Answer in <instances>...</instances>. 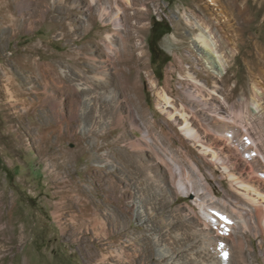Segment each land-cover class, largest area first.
Wrapping results in <instances>:
<instances>
[{
  "label": "rangeland",
  "instance_id": "obj_1",
  "mask_svg": "<svg viewBox=\"0 0 264 264\" xmlns=\"http://www.w3.org/2000/svg\"><path fill=\"white\" fill-rule=\"evenodd\" d=\"M5 1H10V6L14 3V0ZM5 1L0 3V26H4L0 32V63L16 51L40 58L44 65L36 66L35 73L29 74L34 76L30 80L24 77L21 67L12 69L15 60L7 63L6 67L25 88L24 103L14 105L4 86L3 73H0V257H5L1 264H103L100 262L102 255L106 257L104 264H171L167 256H158L153 247L154 237L159 238L161 247L175 252L174 262H180L179 243L184 240L178 207L190 204L192 195L179 193L168 199L158 176L152 175L149 154L162 157L168 163L163 144L177 154L178 148L184 150L181 140L190 143L177 127L174 129L168 124L148 76L157 79L159 87L175 90L182 87L186 69H189L192 74L198 71L197 76L211 84L210 76L193 67L188 41L191 31L184 18L193 17L194 20L200 16L205 23H211L214 5H209L207 0H129L130 5L120 3L124 7L123 22L118 32L113 33L111 24L102 27L95 6L96 2L107 4L108 0H96L90 7V0H33L28 8L14 16L13 23L2 17L6 9L1 7ZM233 5L230 16L236 26L233 43L239 45L240 53L228 58L230 67L223 71L227 79L222 82V87L228 102L238 105L240 98L250 99L253 79L260 78L259 74L264 72V0H234ZM239 8H246L244 18L240 16ZM90 15L94 21L89 20ZM154 19L167 21L170 25L167 32L157 37L159 59L156 63L149 49ZM106 31L117 49L123 48L121 38L127 39L129 50L137 53L139 48L142 49L147 64L139 70L138 89L131 92L134 100L140 101L143 118L133 107L136 121L128 119L122 101L126 93L118 85L117 76L113 75V84L117 85L120 94L121 123L106 118L111 124H104L101 132L104 120H98L94 110L89 111L91 106L81 107L87 116L80 113L78 120L71 118L73 105L68 87L61 84L62 90L57 89L45 76L48 73L55 75L56 71H59V77L66 73L73 75L80 68L92 71L86 47L92 46L97 58L105 59ZM157 34L158 30L155 36ZM174 35L176 47L172 53L166 47V39H173ZM57 54L61 57L54 60L56 71L45 69V64ZM178 55L182 56L181 65L176 61ZM115 63L117 65L116 60ZM170 66L175 68L173 74L169 72ZM44 81H47L48 92L64 93L63 105L43 104L37 100L30 107L35 93L28 87L34 86L39 96L44 93ZM13 86L9 87L16 99L19 95H15ZM100 102L95 105L110 113L111 106ZM261 103L264 106V94ZM58 119L61 122H57ZM47 122L51 126L46 129ZM253 123L257 126L258 119ZM137 124L141 129L148 126L163 144L153 134L147 140L136 139L142 135L139 129H134ZM160 126L171 130L172 143L168 144L162 137ZM255 136L251 135V139ZM134 144L138 146L136 151L132 149ZM181 153H178V161L188 167L187 159ZM189 153L196 157L194 152ZM200 166L217 199L223 198L228 181L221 180V171L213 168L214 176L209 177L205 166ZM178 181L177 177L175 184L180 188ZM196 182L202 183L198 178L193 181ZM195 188L194 184L192 189ZM192 189L191 193L194 192ZM138 210H143L142 219L136 215ZM173 212L177 218L170 221L168 217ZM8 217L15 222L18 234L14 252L2 231ZM173 236H178L177 245L171 242ZM242 238L248 264H264L262 235L246 232Z\"/></svg>",
  "mask_w": 264,
  "mask_h": 264
},
{
  "label": "bare ground",
  "instance_id": "obj_2",
  "mask_svg": "<svg viewBox=\"0 0 264 264\" xmlns=\"http://www.w3.org/2000/svg\"><path fill=\"white\" fill-rule=\"evenodd\" d=\"M95 1L90 0L89 7ZM207 1H209V5H214L211 8L213 16L211 23H205L200 16L194 20L193 17H186L184 20L191 31L188 41L189 52L193 57V67L199 68L198 70L210 76L212 78L211 84L206 79L199 78L197 76L198 71L195 72L196 75H193L195 73L192 74L189 69H186L182 87L175 90L159 87L158 80L148 76L149 83L154 87L158 100L161 102L159 108L170 122L167 121L168 124L171 128L177 127L187 142L190 143L188 145L181 140L184 150L178 148V153L182 152L185 155L188 167L179 163V154H175L167 145H164L157 134L148 126L141 129L137 124L134 129H139L142 134L136 139L147 140L153 134V137L163 144V153L169 159V164L157 155L149 154V157L153 169V174H151L158 176L159 182L164 186L167 198L170 199L171 195L177 196L179 193L192 195L190 204L185 203L178 207L183 221L184 242L179 243L177 241L178 236H173L171 240L175 245L178 243L181 245L179 248L181 261L174 262L175 252L161 247L158 242L159 238L154 237L153 247H156L158 256H167V260L171 264H240L241 262L248 264L245 253L246 245L242 237L245 236L246 232H253L254 235L260 233L264 239V106L261 103L264 94V72L259 74L261 75L260 78L253 79L250 99L240 98L238 105L228 102L222 87V82L227 79L226 73L223 71L230 67L227 65L228 58L235 57L240 53L239 45L235 46L233 43L236 26L230 19L232 17L231 5L234 4V0ZM1 2L2 0H0ZM32 2L33 0H14L13 5L10 6V1H5L1 7L6 9L2 17L11 20L13 23L15 22L14 16L22 13ZM120 3L130 5L131 2L129 0H108L107 4L96 2L95 5L98 8H96L98 10L97 16L102 22V27L106 28L111 24L113 33L118 32L123 22L124 7ZM205 3L208 6V2ZM245 13L246 8H239V14L242 18H244ZM89 20L94 21L95 18L90 15ZM228 29L231 30L230 33ZM3 30L4 26H0V32ZM105 39L104 46L107 49L105 59L99 60L101 57L97 58L93 47H86L89 54L88 63L92 71L80 68L78 72L74 71L73 75L66 73L59 77V71H56V61L54 60L61 57L60 54L55 55L45 64V69L56 71L55 75L48 73L45 78L52 81L57 89L62 90L61 84H65L69 89V100L73 105V112L70 117L76 120L77 117L86 114L83 108L91 106L89 111L94 110V115L98 117V120H104V122L102 121L101 132L107 123H110L106 118L114 120L118 124L121 123L119 111L121 100L118 87L113 84V75L117 76L118 85L126 93L123 97L125 100L122 101H124L126 112L129 115L128 119L133 122L136 121L133 107L138 110L139 116L143 118L140 101L134 100L131 92L133 89H138L139 70L145 68L147 64L146 54L143 50L139 48L137 53L129 50L127 39L121 38L123 45L121 50L113 45L112 36L107 31ZM173 40H176L175 35L173 39L167 37L166 47L175 53L176 46ZM68 53L70 52L68 51ZM181 57L178 55L176 58L178 65H181ZM11 59L15 60L12 69L21 67L24 77L30 80L34 76L29 74L35 73L36 66L44 65V62L27 52L15 51L10 53V56L3 63H0V73H3L5 81L4 86L8 97L12 98L11 104L14 105V103H24L25 88L19 84L11 69L6 67ZM27 71L28 73L25 74ZM60 71L65 72V70ZM174 71V66H170L169 72L173 74ZM46 84L47 81H44L45 90L39 96L34 86L28 87L35 93V97L31 98L30 107L37 100L43 104L63 105L64 93L48 92ZM10 85H14V92L16 96L19 95L18 98H14L13 92L10 91ZM136 96L139 98L138 94ZM174 97L179 100L175 101ZM99 102L108 103L111 106V112L109 113L102 106H98ZM22 110L25 111L26 109L23 107ZM254 119L259 121L257 126L254 125L256 123H253ZM156 120L153 122L155 123ZM57 122L61 121L58 119ZM47 125L46 129L51 126V123L47 122ZM58 127L61 129V125ZM46 129L45 138L47 137ZM87 129L88 131L91 130L90 127ZM133 131L132 133H134ZM170 131L160 128V133L168 144L172 143ZM251 135H256L253 140ZM132 149L136 151L138 146L134 144ZM190 151L195 153V158L190 155ZM107 161L108 158L105 159V162ZM200 164L205 166L209 177H213L214 169H218L221 171V180L226 179L228 181V187L224 189L223 198L217 199L214 188L205 181ZM177 177L180 188L175 184ZM197 178L198 182L200 179L202 183H193ZM194 184L196 188L192 189ZM191 189L194 190L193 193H191ZM138 211L139 213L136 215L138 219H142L143 210ZM176 218V213L169 214L168 219L170 221ZM5 223L6 226L2 231L8 238L7 243L12 248L11 251L14 252L13 248L18 239L15 222L8 217ZM22 234L24 235L25 232L22 231ZM176 250L178 251V249ZM121 252H123L122 249ZM168 252L170 253L167 255ZM4 258V256L0 257V264ZM105 259V255H102L100 262L104 264Z\"/></svg>",
  "mask_w": 264,
  "mask_h": 264
},
{
  "label": "trees",
  "instance_id": "obj_3",
  "mask_svg": "<svg viewBox=\"0 0 264 264\" xmlns=\"http://www.w3.org/2000/svg\"><path fill=\"white\" fill-rule=\"evenodd\" d=\"M170 28V25L167 21H158V20H153V24H152V33L153 36L149 41V49L151 51V55H152V60L154 63H156L159 59V55H158V47L156 45V41H157V37L161 36L162 34H164L165 32L168 31V29ZM158 30V34L157 36H155V31Z\"/></svg>",
  "mask_w": 264,
  "mask_h": 264
}]
</instances>
